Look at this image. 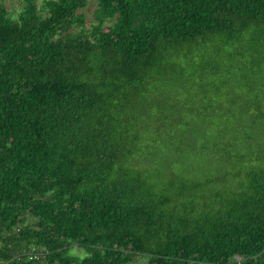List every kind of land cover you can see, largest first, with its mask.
Masks as SVG:
<instances>
[{
	"label": "trees",
	"instance_id": "trees-1",
	"mask_svg": "<svg viewBox=\"0 0 264 264\" xmlns=\"http://www.w3.org/2000/svg\"><path fill=\"white\" fill-rule=\"evenodd\" d=\"M88 1L0 0V264H264V0Z\"/></svg>",
	"mask_w": 264,
	"mask_h": 264
},
{
	"label": "rangeland",
	"instance_id": "rangeland-1",
	"mask_svg": "<svg viewBox=\"0 0 264 264\" xmlns=\"http://www.w3.org/2000/svg\"><path fill=\"white\" fill-rule=\"evenodd\" d=\"M7 9L9 10V13L14 18H17L19 16V13L25 8V5L28 0H3ZM45 0H36L38 6L40 9H43V4ZM98 6L97 0H89L85 8H83L81 11L84 13L86 17V26L91 27L93 23L96 22L95 19V10ZM114 20H107L106 24H111ZM229 49H233L232 47H229ZM245 70V69H244ZM231 72V69L229 70ZM247 74V73H246ZM227 78V84L231 85L233 84L238 78L236 77V74L222 75V78H218V82L221 84L223 79ZM187 96V102L189 105H198L201 106L202 104H216V105H223L226 109L229 107H234L236 104H248V105H254V98L252 95L249 96V98H241L238 94H236L231 89H225L223 91H215L214 89L210 90H202V91H195V92H188L186 94ZM261 105L264 106V98L261 99ZM256 108V106L254 105ZM75 254H84V250L75 246L73 251ZM135 264H147V258H141L137 260Z\"/></svg>",
	"mask_w": 264,
	"mask_h": 264
},
{
	"label": "built area",
	"instance_id": "built-area-1",
	"mask_svg": "<svg viewBox=\"0 0 264 264\" xmlns=\"http://www.w3.org/2000/svg\"><path fill=\"white\" fill-rule=\"evenodd\" d=\"M26 254L30 257V259H40L42 257V253L36 246H33L32 249L26 252Z\"/></svg>",
	"mask_w": 264,
	"mask_h": 264
}]
</instances>
